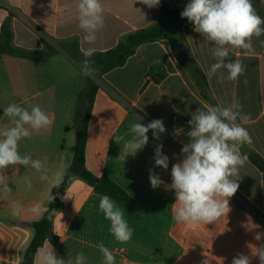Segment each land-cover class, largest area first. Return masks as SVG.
<instances>
[{
  "label": "crops",
  "instance_id": "crops-1",
  "mask_svg": "<svg viewBox=\"0 0 264 264\" xmlns=\"http://www.w3.org/2000/svg\"><path fill=\"white\" fill-rule=\"evenodd\" d=\"M188 1L161 0L170 8H181ZM101 2L105 23L95 43L87 45L76 20L77 0H0V46L30 54L53 50L37 60L0 52V128L9 125L3 110L11 103L29 110L30 105H39L50 114L51 127L33 133L19 145L22 155L29 154L33 159L46 156L49 175L66 172L73 160L74 113L88 79L80 70L83 50L92 48L93 54L112 50L162 17L160 6L148 8L139 0ZM253 3L264 17V5L260 0ZM182 33L217 103L239 101L243 105V112L250 117L244 124L252 138L247 146L264 160V48L254 39V54L231 51L232 59L243 61L245 73L236 81L220 82L218 76L210 78L207 74L215 62L209 52L212 45L193 30L187 19ZM94 77L100 87L88 124L86 167L99 177L108 175L128 193L134 215L125 204L111 198L124 209L133 236L127 243L117 242L108 231L109 222L98 211L102 193L75 179L63 196L69 198L62 199L53 219L49 239L58 240H48L43 247L52 245L64 258L83 252L86 264H102L97 247L100 243L113 251L117 264H231L239 253L249 255L251 264H259L249 245L264 244V238L254 239L256 232H264V172L250 159L240 169L239 188L229 198L227 216L207 225L181 224L173 219L175 191L166 187L171 184V167L182 158L181 148L189 140L191 113L211 105L178 61L171 42L159 39L141 44L124 65ZM138 116L143 117L139 122L145 125L162 119L166 132L156 140L150 130L148 144L135 155H126L123 142L118 144L114 136L125 134L130 123L138 122ZM160 143L163 154L169 157L167 170L154 166V150ZM150 169L164 181L158 188L151 187ZM4 174L12 191H0V264H21L34 230L20 223L39 220L43 213L14 217L11 203L19 201L25 207L46 204L50 186L30 167L10 166ZM26 177L31 178L30 188ZM55 190H51L52 196ZM121 248L125 249L122 254Z\"/></svg>",
  "mask_w": 264,
  "mask_h": 264
},
{
  "label": "clouds",
  "instance_id": "clouds-1",
  "mask_svg": "<svg viewBox=\"0 0 264 264\" xmlns=\"http://www.w3.org/2000/svg\"><path fill=\"white\" fill-rule=\"evenodd\" d=\"M136 0H133V3ZM148 8L160 6L161 0H139ZM264 5V0H260ZM76 20L78 27L84 33L83 43L92 45L97 39V32L104 26V8L101 0H77ZM181 18L193 25V30L212 45L209 48L214 63L208 70V76H218L220 82L225 79L236 81L245 73L246 66L240 58L232 59L230 52L236 49L244 56L255 53L253 40L264 48V17L260 16L253 0H189ZM94 49L83 50L84 59L80 62V70L86 77L94 78L91 57ZM3 114L9 125L0 128V191L5 194L12 190L8 186V177L4 174L10 166L21 165L32 168L39 173V180L46 182L50 188L47 203L39 202L25 207L19 201L11 203V214L19 217L26 213L40 215L48 214L49 218L57 211L49 205L54 197L53 188H59L65 183L66 172H55L49 175L47 157L33 159L29 154H21L20 142L31 139L33 133H39L51 127L53 119L41 106L30 105L29 108L11 103L4 108ZM249 115L243 112L239 101L231 104L218 103L215 106L197 108L191 113L188 121L189 138L181 148V159L171 167V184L166 187L174 189L176 202L173 219L181 224L215 223L230 212L229 198L234 196L239 188L240 169L247 161V155L241 149L252 143L247 128L244 127ZM130 123L125 134L115 135L118 144L123 142L126 155H135L149 142L147 133L151 130L153 138L160 140L166 132L162 119H154L146 125L139 121ZM163 144H157L154 150V166L167 170L169 157L162 152ZM125 155V156H126ZM124 156V157H125ZM31 187V178H25ZM75 177H69V181ZM149 180L153 189L158 188L164 181L152 169L149 170ZM69 198L67 195L61 199ZM99 213L109 222V233L121 243H127L133 236L134 229L125 219V211L117 201L107 194L99 195ZM255 227H259L256 225ZM264 232H256L254 239L260 241ZM102 254V264H117L112 250L103 243L97 245ZM251 255L264 264V244L259 247L249 245ZM87 257L78 252L74 258L59 256L52 245L37 248L34 254V264H86ZM204 264H208L205 261ZM231 264H251V257L239 253L232 259Z\"/></svg>",
  "mask_w": 264,
  "mask_h": 264
},
{
  "label": "trees",
  "instance_id": "trees-1",
  "mask_svg": "<svg viewBox=\"0 0 264 264\" xmlns=\"http://www.w3.org/2000/svg\"><path fill=\"white\" fill-rule=\"evenodd\" d=\"M185 5L181 8H170L165 2H160L162 17L158 23L129 35L112 50L93 54L91 57L93 62L92 66L99 71V74H104L116 67L124 65L127 59L135 54L139 45L159 39H168L172 44V49L178 61L190 73L202 97L207 100L211 106H215L218 103L211 92L207 77L188 48L182 33V26L187 18H181L180 13L183 11ZM179 43L183 44L180 50L176 48ZM0 52L17 55L30 60H37L48 57L53 53V50L50 49L30 54L11 46L1 45ZM99 87V83L88 77L85 88L78 95L77 107L74 113L76 140L73 160L66 171L65 183L59 188H56L53 195L54 200L49 205V208L55 209L57 213L62 207L61 197L64 196L67 187L73 181L70 182L69 177L74 176L75 179L84 180L91 187H94L97 192L107 194L119 200L127 206L129 213L134 215L132 211V201L128 193L108 175L103 174L99 177L86 167L85 152L88 124ZM241 151L264 172V160L261 156L250 150L247 145H245ZM55 215L49 218L48 214L43 213V216L39 220L20 223L34 230V237L26 250L21 264H34V254L37 248L43 247L48 240L53 243L58 240L57 237H53V240L49 239Z\"/></svg>",
  "mask_w": 264,
  "mask_h": 264
},
{
  "label": "water",
  "instance_id": "water-1",
  "mask_svg": "<svg viewBox=\"0 0 264 264\" xmlns=\"http://www.w3.org/2000/svg\"><path fill=\"white\" fill-rule=\"evenodd\" d=\"M182 47H183V44H182V43H179V44H177V46H176V48H177L178 50H180Z\"/></svg>",
  "mask_w": 264,
  "mask_h": 264
},
{
  "label": "built area",
  "instance_id": "built-area-1",
  "mask_svg": "<svg viewBox=\"0 0 264 264\" xmlns=\"http://www.w3.org/2000/svg\"><path fill=\"white\" fill-rule=\"evenodd\" d=\"M124 252H125V249H124V248L119 249V253H120V254H122V253H124Z\"/></svg>",
  "mask_w": 264,
  "mask_h": 264
},
{
  "label": "rangeland",
  "instance_id": "rangeland-1",
  "mask_svg": "<svg viewBox=\"0 0 264 264\" xmlns=\"http://www.w3.org/2000/svg\"><path fill=\"white\" fill-rule=\"evenodd\" d=\"M95 70H97V69H95ZM96 75H97V76L99 75V71H98V70H97V72L95 73V76H96ZM93 79L96 80L95 77H94Z\"/></svg>",
  "mask_w": 264,
  "mask_h": 264
}]
</instances>
